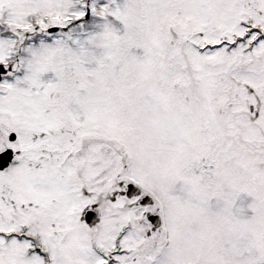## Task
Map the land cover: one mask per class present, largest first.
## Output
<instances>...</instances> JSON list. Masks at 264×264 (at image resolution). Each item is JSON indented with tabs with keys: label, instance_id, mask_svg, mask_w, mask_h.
<instances>
[{
	"label": "snow or ice",
	"instance_id": "1",
	"mask_svg": "<svg viewBox=\"0 0 264 264\" xmlns=\"http://www.w3.org/2000/svg\"><path fill=\"white\" fill-rule=\"evenodd\" d=\"M0 264H264V0H0Z\"/></svg>",
	"mask_w": 264,
	"mask_h": 264
}]
</instances>
